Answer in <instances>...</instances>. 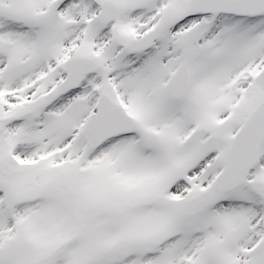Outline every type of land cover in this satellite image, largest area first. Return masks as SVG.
<instances>
[{
    "label": "snow or ice",
    "instance_id": "1",
    "mask_svg": "<svg viewBox=\"0 0 264 264\" xmlns=\"http://www.w3.org/2000/svg\"><path fill=\"white\" fill-rule=\"evenodd\" d=\"M0 264H264V0H0Z\"/></svg>",
    "mask_w": 264,
    "mask_h": 264
}]
</instances>
